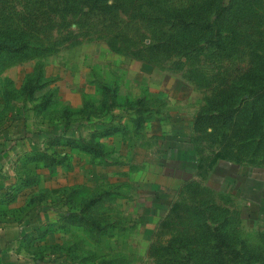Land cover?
Segmentation results:
<instances>
[{"label":"rangeland","instance_id":"1","mask_svg":"<svg viewBox=\"0 0 264 264\" xmlns=\"http://www.w3.org/2000/svg\"><path fill=\"white\" fill-rule=\"evenodd\" d=\"M219 7L223 47L190 23ZM0 39L29 46L0 57V135L71 197L67 261L264 264V0H0Z\"/></svg>","mask_w":264,"mask_h":264},{"label":"crops","instance_id":"2","mask_svg":"<svg viewBox=\"0 0 264 264\" xmlns=\"http://www.w3.org/2000/svg\"><path fill=\"white\" fill-rule=\"evenodd\" d=\"M17 137L0 135V264H71L66 260L70 247L65 220L71 197H49L45 170H39V185L32 184L29 169L20 171L19 160H27L30 152L25 151L28 141ZM58 175L62 183L57 194L72 192L70 179L62 171Z\"/></svg>","mask_w":264,"mask_h":264},{"label":"trees","instance_id":"3","mask_svg":"<svg viewBox=\"0 0 264 264\" xmlns=\"http://www.w3.org/2000/svg\"><path fill=\"white\" fill-rule=\"evenodd\" d=\"M225 11H226V8L219 7V8L216 9L215 18H208V20H206L205 22H201V20H195V21H192L190 23L192 25H194V26L201 27L203 29H211V30H213L215 32L214 38L212 39L213 45L214 46H218V47L219 46L223 47V44L221 43L219 35H220V32H221L220 23H221L222 16H223ZM18 43H20V44H14L13 42L11 43L9 41H6V39H0V57L3 56V55H6V54L11 55V56L19 55L20 52L23 49H27L29 47L27 42H18ZM25 87H26V85H25ZM248 90H249L248 93H251L250 102L253 103L252 105H254L255 102L260 101L263 98V96H264V84H261V85L257 86L256 88L248 89ZM7 96L4 93V97H5L6 101H9L11 94H7ZM238 110H239L238 108H234L233 107V108L227 109L225 112H223L221 115H222V118H223L224 122H227L230 119H232V117H233L232 115H234ZM114 131H115V129L108 128L103 133V135H109V134L113 133ZM72 144L73 145H71V146L79 147L83 151H85L87 153H90V154H92L94 156L102 155V152H101L102 149H101V145L99 143H95V142H92V143L90 142L88 144L84 143V144H82V146H79L78 144L76 145L75 142L72 143ZM195 150H196L195 148L191 149L190 161L193 162V164L196 165L197 161L195 159L196 158ZM224 162H228V160L226 158H223V157L217 158V160L215 162V165H214V169L217 167L218 164L220 165L221 163H224ZM190 178H188L187 181H189ZM97 201H98V198H96V197L89 199L85 203L86 212H88L91 209V207L96 204ZM215 207L216 206H214L213 203H212V205L209 204V203L204 204V206H202V209L196 211L194 215H200L203 218H204V216H207V218H209L210 216L213 215L212 214V209H215ZM222 211H223V209H222ZM71 217H72V220L74 222H77L78 220L79 221H83V222H85L87 224H89V222H92L91 219L88 220L89 219L88 218L86 220V219L83 218V215H80V214H77V213L73 214V216H71ZM221 222H224V219ZM92 223H94V222H92Z\"/></svg>","mask_w":264,"mask_h":264}]
</instances>
